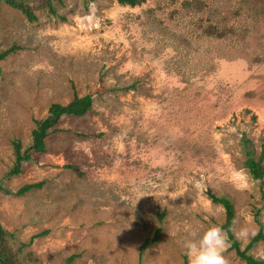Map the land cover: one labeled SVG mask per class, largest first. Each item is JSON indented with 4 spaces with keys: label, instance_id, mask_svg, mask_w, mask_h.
<instances>
[{
    "label": "rangeland",
    "instance_id": "1",
    "mask_svg": "<svg viewBox=\"0 0 264 264\" xmlns=\"http://www.w3.org/2000/svg\"><path fill=\"white\" fill-rule=\"evenodd\" d=\"M54 3L58 16L30 22L0 0V51L17 47L0 61V225L41 235L23 264H189L188 231L225 221L209 194L231 202L238 249L264 263V240L249 246L259 223L264 234V177L241 143L264 166V0ZM74 95L90 108L62 116L7 178L12 141L28 147L35 121ZM225 234L228 264H247Z\"/></svg>",
    "mask_w": 264,
    "mask_h": 264
},
{
    "label": "trees",
    "instance_id": "2",
    "mask_svg": "<svg viewBox=\"0 0 264 264\" xmlns=\"http://www.w3.org/2000/svg\"><path fill=\"white\" fill-rule=\"evenodd\" d=\"M10 8L20 12L26 20L34 22L37 19L36 11H47L53 16H58L56 12V5L54 1L61 4V0H2ZM145 0H116L121 6L134 7L142 4ZM188 5V4H186ZM17 47H10L3 51H0V61H2L7 55L14 52ZM1 70V69H0ZM91 106V97L85 95L78 98L76 95L66 105L51 104L47 109V115L35 121V128L31 131V144L22 150V146L18 140L12 141V153H13V164L12 167L6 173L7 178L16 177L22 171L24 163L29 162L37 154L45 153L44 140L47 137L48 130L54 128L62 116L81 117ZM242 148L246 155L245 168L248 170L249 175L255 181H261L264 177V166L262 165V156L258 160H254L252 152L247 149L249 143L248 140L244 139L242 142ZM69 168V167H67ZM43 183H36L25 185L19 190L16 195H23L32 189H38ZM0 190H2L0 188ZM5 194H10L9 191L3 190ZM209 198L212 203L219 204L225 213V221L221 226L222 229L227 233L229 241L232 243L233 248L236 251L238 257L245 261L247 264H264L261 261H256L246 256L245 251L238 249V242L234 240L231 227L233 224L234 209L231 202L225 197H215L209 194ZM261 224L259 223V230L255 234L250 242L249 246L256 244L258 241L264 240V234L261 233ZM40 234L32 236L28 242L18 241L12 234H7L0 225V264H23L24 262H33L31 252L28 248L33 243L35 238L40 237ZM159 231H156L152 238H147L141 245V250L158 242ZM10 241L14 243L13 248L10 246ZM248 246V248H250ZM74 259V256L66 259L65 263L69 264Z\"/></svg>",
    "mask_w": 264,
    "mask_h": 264
},
{
    "label": "clouds",
    "instance_id": "3",
    "mask_svg": "<svg viewBox=\"0 0 264 264\" xmlns=\"http://www.w3.org/2000/svg\"><path fill=\"white\" fill-rule=\"evenodd\" d=\"M248 234L249 229L246 227L234 233L237 238ZM182 247L189 258V264H228L224 255L227 238L219 225H211L202 231L189 230L182 241Z\"/></svg>",
    "mask_w": 264,
    "mask_h": 264
}]
</instances>
